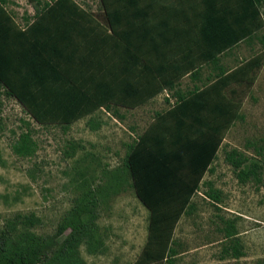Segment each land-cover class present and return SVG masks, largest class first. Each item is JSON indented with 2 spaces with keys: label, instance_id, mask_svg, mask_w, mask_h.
Masks as SVG:
<instances>
[{
  "label": "trees",
  "instance_id": "obj_1",
  "mask_svg": "<svg viewBox=\"0 0 264 264\" xmlns=\"http://www.w3.org/2000/svg\"><path fill=\"white\" fill-rule=\"evenodd\" d=\"M8 2L0 0V91L16 98L42 124H67L112 103L134 106L173 87L187 71L177 70L181 66L175 65L174 69L168 68V63L163 65L162 55H158L162 54V39L170 44L176 38L180 46L187 34H194L189 42L196 44L199 54L192 58L188 51L190 57L182 56L192 65L188 68L190 75L200 67L199 60L216 66L223 47L259 30L257 8L264 4V0H243L239 32L219 21L223 26L221 35H226L229 28L233 33L224 37L227 42L220 36L205 39V24L216 15L205 12V0L196 12V25L190 24L189 30L181 27L188 17L183 0H100L105 26L75 0H31L34 13L21 26L7 9ZM223 24L230 25L227 19ZM171 29V35L164 37L163 33ZM216 67L219 81L185 93L175 91V101L155 114L129 146L123 167L115 174L130 178L136 196L149 210L148 236L134 264L174 261L173 229L213 162L231 116L238 115L220 100L223 93L218 84L233 74L224 77V68ZM141 75L146 80H138ZM249 145L254 156L232 149L226 152L225 159L240 181L259 182L262 169L257 156L264 151L258 143ZM11 147L17 155L32 154L36 143L31 130L21 132ZM208 193L218 199L216 192ZM93 194L86 193L77 200L49 239L29 231L38 220L34 215L17 214L7 221L0 228V264L47 261L54 239L66 230L69 232L59 248L62 260L57 257L51 264H68L63 262L71 258L76 262L77 244L83 237H93L95 228L83 218L94 210ZM233 235L234 228L230 227L227 236ZM232 242L230 254L242 255L238 241ZM223 250L228 252L227 248Z\"/></svg>",
  "mask_w": 264,
  "mask_h": 264
},
{
  "label": "rangeland",
  "instance_id": "obj_2",
  "mask_svg": "<svg viewBox=\"0 0 264 264\" xmlns=\"http://www.w3.org/2000/svg\"><path fill=\"white\" fill-rule=\"evenodd\" d=\"M75 1L107 25L100 0ZM203 1L190 0L187 11L194 24ZM205 1V12L216 14L205 24V39L220 36L228 42L224 37L233 33L229 28L226 35H221L222 27L227 25L239 32L243 0ZM33 2L9 0L6 7L23 26L32 18ZM257 9L259 30L223 47L217 56L216 66L224 68L223 76L233 74L218 83L223 93L220 100L238 115L231 116L213 162L173 229L174 261L151 264H264V154L257 156L262 169L259 182L240 181L225 159L226 152L232 149L254 156L249 143H258L264 151V4ZM225 19L230 25L223 24ZM196 27L200 33L199 25ZM180 54L182 57L187 53ZM180 57L168 60V68H174L182 60ZM216 66L208 62L194 74L182 76L175 87L167 90L168 96L164 92L134 106L112 103L67 124L39 123L16 98L0 91V228L17 214L34 215L38 220L29 231L49 239L77 200L94 192V210L83 216L95 228L93 237H83L77 244L76 262L71 258L63 263L134 264L148 236L149 210L136 196L130 178L115 174L122 169L129 146L155 114L175 101L173 92L178 89L185 93L219 81ZM139 79L144 81L146 77L141 75ZM27 129L31 130L36 149L28 156H20L11 146ZM211 191L217 193V200L208 195ZM230 227L235 235L229 237ZM67 232L54 239L47 261L40 264H51L57 257L61 262L59 248ZM234 239L242 251L238 257L230 254Z\"/></svg>",
  "mask_w": 264,
  "mask_h": 264
},
{
  "label": "crops",
  "instance_id": "obj_3",
  "mask_svg": "<svg viewBox=\"0 0 264 264\" xmlns=\"http://www.w3.org/2000/svg\"><path fill=\"white\" fill-rule=\"evenodd\" d=\"M184 1V3H185V6H186V9L188 10V8H189V4H191L190 3V0H189V3H188V1L187 0H183ZM187 13H188V11H187ZM187 18H185L186 20H185V23H184V21H183V24L181 25V27L182 28H186L187 30H189V27H190V24H191V27L193 26L194 27V22L192 21V19H191V17H190V14L188 13L187 14ZM173 24V23H172ZM196 24V23H195ZM174 25V24H173ZM173 27V26H172ZM171 27V28H172ZM167 32H164L163 33V36L164 37H167V36H170L171 35V33H172V29H171V31H168V30H166ZM193 36H194V34H192V35H186V37L184 38V39H182L183 37H181V39H182V43H181V45L179 46V42L177 41V39L176 38H174V39H172L171 41H170V44L169 43H166L165 42V40L164 39H162V47H161V53L162 54H158V55H162V62H163V65H167V63H168V60H170L171 58H173V57H176V58H179L180 57V53L181 52H183V53H188V51L189 52H191L190 53V56L193 58V56H197L199 53H198V51L200 50L199 48H197V46H194L193 44H192V46L190 45V39H191V41H192V39H193ZM172 37V36H171ZM163 38V37H162ZM186 42V43H185ZM183 44V45H182ZM195 48H197V49H195ZM188 49H191V50H188ZM187 56H189L188 54H186ZM189 56V57H190ZM180 58H182V60H180V61H178L179 63L178 64H175L176 66H181V68L180 69H178V67H177V70H183V71H187V73H185V75L184 76H186V75H190V72L191 71H189L188 70V68H191V64L190 63H188L189 61L187 60L188 58H185V57H180ZM190 59V58H189ZM199 62H200V64H199V66L201 67V66H203V65H206V63L205 62H203V61H201V60H199ZM195 63H198V60H197V58L195 59ZM175 69V68H174ZM174 69H171L170 71H174ZM183 76V77H184ZM182 78V77H181ZM179 81V80H178ZM176 84L177 83H175V85L173 86V87H175L176 86ZM173 87H171V88H165V89H163L162 91H160L159 93H157L156 95H158V94H161V93H164L165 92V95H167L168 96V92L169 91H167V90H170V89H172ZM178 90V89H177ZM176 91V90H175ZM175 91L173 92V95H175ZM180 91V90H179ZM156 95H154V96H156ZM153 96V97H154ZM170 100V99H169ZM167 101H168V99H167Z\"/></svg>",
  "mask_w": 264,
  "mask_h": 264
}]
</instances>
